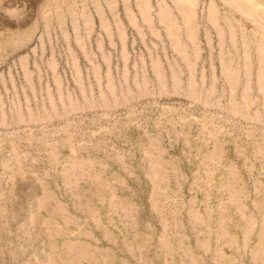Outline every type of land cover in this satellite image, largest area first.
Masks as SVG:
<instances>
[{
    "label": "rangeland",
    "instance_id": "obj_1",
    "mask_svg": "<svg viewBox=\"0 0 264 264\" xmlns=\"http://www.w3.org/2000/svg\"><path fill=\"white\" fill-rule=\"evenodd\" d=\"M0 264H264V0H0Z\"/></svg>",
    "mask_w": 264,
    "mask_h": 264
}]
</instances>
